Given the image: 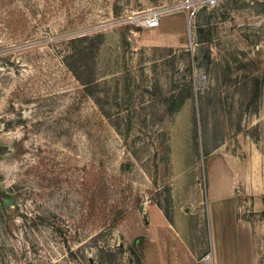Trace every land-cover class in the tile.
<instances>
[{"label":"rangeland","instance_id":"1","mask_svg":"<svg viewBox=\"0 0 264 264\" xmlns=\"http://www.w3.org/2000/svg\"><path fill=\"white\" fill-rule=\"evenodd\" d=\"M211 223L264 264V0H0V264H217Z\"/></svg>","mask_w":264,"mask_h":264},{"label":"crops","instance_id":"2","mask_svg":"<svg viewBox=\"0 0 264 264\" xmlns=\"http://www.w3.org/2000/svg\"><path fill=\"white\" fill-rule=\"evenodd\" d=\"M210 200H211L210 201V205H209V207L211 208L210 209V216H209L210 221H211V213H212V211L215 213V215L217 217H219L221 212H222V209H225L227 214L229 212L228 219L231 222V226L235 229V232L238 235L243 236L245 241L249 240L248 231H249V228H250V224L247 221H243L241 219L238 220V218H237L238 199L237 198H213V199H210ZM254 202H255V205H257V206L260 203L258 201V198H254ZM156 221H157V223H156ZM224 223L227 226L229 225L225 221H224ZM159 225H162V227L164 229H168L167 227L170 225V222L168 220L164 219V218H161V217H158V220L153 218L152 219V226H157L156 228H158ZM210 231H211V238H212V243H213L214 257H215V261L217 263L216 259H217V256L219 254V252L217 251V244H218L217 240H219V241L223 240L222 238H224L223 236H225L226 233L224 232L222 227L220 225H218L216 227V236L214 237L213 229H212V223H211V226H210ZM229 251L231 252L230 249H229ZM231 256H232L233 261H235L234 252L231 254ZM250 260H252V256L251 255H250ZM217 264H220L219 260H218ZM227 264H229V263H227ZM249 264H250V261H249Z\"/></svg>","mask_w":264,"mask_h":264},{"label":"built area","instance_id":"3","mask_svg":"<svg viewBox=\"0 0 264 264\" xmlns=\"http://www.w3.org/2000/svg\"><path fill=\"white\" fill-rule=\"evenodd\" d=\"M208 3L215 4L218 0H206ZM195 12L192 10V15H194ZM160 18L161 15L158 11H152L148 14V16L145 18V26L149 28H155L158 27L160 24Z\"/></svg>","mask_w":264,"mask_h":264},{"label":"trees","instance_id":"4","mask_svg":"<svg viewBox=\"0 0 264 264\" xmlns=\"http://www.w3.org/2000/svg\"><path fill=\"white\" fill-rule=\"evenodd\" d=\"M255 82L258 84V80H256ZM119 250L120 251H124V248L121 247ZM132 252L136 253V250L132 248ZM138 258H139V256H138Z\"/></svg>","mask_w":264,"mask_h":264}]
</instances>
